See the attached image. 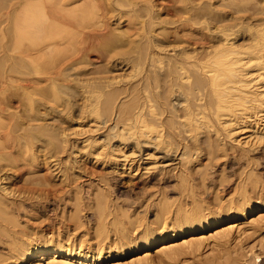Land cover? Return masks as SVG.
Here are the masks:
<instances>
[{"label": "rangeland", "instance_id": "1", "mask_svg": "<svg viewBox=\"0 0 264 264\" xmlns=\"http://www.w3.org/2000/svg\"><path fill=\"white\" fill-rule=\"evenodd\" d=\"M0 1L4 4L0 2V26H3L0 29L6 30L4 42L7 54L17 59L26 53L28 47L34 48L29 39H20L17 32L25 18L26 0ZM29 1L36 4L43 2L41 5L49 3L51 11L56 12L52 14L60 15L58 18L55 16L59 22L55 19L58 23L54 21L53 25L63 34L54 29V39L51 37L53 45L58 46L60 51L54 67L55 72H62L58 82L66 79L65 83L69 82L77 89L86 83L93 82L92 87H97L101 83L106 86L109 81L117 82L112 87L114 92L107 89L111 94L117 91L116 108L114 113L106 116L107 122L97 125L89 121L82 94L78 91V94L70 96L59 95L56 100L52 98L51 110L39 107L38 112L46 115L39 121L29 118L33 112L29 111L22 97H15L13 106L0 115V121L3 122L0 131L12 132V139L9 136L4 141L0 139L1 143L9 146L0 149V153L7 155L4 159L0 157V264H12L20 244L40 237L59 238L63 243H72L76 247L81 244L83 248L102 246L106 257H111L101 264H264V211L247 220L226 222L205 234L186 237V241L191 242L189 245H184L181 239L176 243L171 242L168 247L161 245L150 251L114 257V241L118 237L137 235L148 227L157 228L161 221H171L182 211L218 213L227 205H238L245 197H264V143L254 147L257 142L252 136L259 126V134L261 131L264 134V129L261 130L264 119L258 126L249 123L238 126L236 131H241L242 135L236 136L243 141V145H240L227 136L223 127L210 114L212 98L206 90L200 88L197 91L194 85L181 82L173 69L175 66L169 71V65L175 64L176 60H183L185 53L197 56L204 54L217 41V27L235 31L240 28L236 40L249 42L246 29L264 19V0H127L128 3L134 1L130 4L135 6L126 0H120L121 5H117L115 0H52L53 7L51 0ZM92 2L97 6L101 3V8L107 7L103 10L97 6L93 8ZM149 2L158 12L153 14V20L149 19ZM193 6L195 8L191 10ZM83 7L85 10L93 8L99 14L91 9L96 15L93 16L87 10L88 15H91L85 12L84 17ZM211 10L219 15L217 13V17L210 18L209 15L213 13ZM83 17L87 19L88 25H83ZM204 18L211 25L206 26ZM41 28L38 24L32 26L36 33ZM81 29L85 33L98 32L103 35L98 37V43L91 46L90 57L85 56L89 60L82 59L73 67L71 60L79 46L78 40L84 34ZM146 31L154 39L164 42L162 51L152 48V54L165 58L163 70L154 67L147 55H143L140 60L133 53L130 55L131 63L118 59L117 54L132 52V48L145 43ZM42 33L37 34L36 40L41 43L43 39L49 41ZM65 34L69 35V42ZM99 41L103 44H99ZM46 42L40 44L41 47ZM108 42L111 44L105 46ZM138 61H141L139 66L143 71L136 70ZM190 73L193 80L195 78L194 83L198 78L201 79L192 68ZM14 75L10 73L6 79L4 87L9 91H15L19 84L18 75H15L16 78ZM41 75L39 78L44 77V74ZM32 84L35 87L45 85L41 81ZM8 85L13 86L12 89ZM179 86L181 88L177 89ZM144 90L148 91L152 104H156L155 108L160 111L158 117L149 116L148 119H155L162 125L165 135L163 143L152 139L148 145L139 144L129 134L122 137L119 133L130 122L124 119L120 111L128 101H140ZM36 98H41L45 104L46 98L38 95ZM178 102L180 105H176ZM186 104L195 113L203 111L208 114L213 127L203 129L199 136L188 131L182 124L187 112L183 105ZM157 123L155 126H158ZM30 131L36 138L35 141L28 138V143L26 136ZM6 140L11 142L7 144ZM10 144L17 145L11 149L13 145ZM28 150H32L34 156ZM110 155L117 161L109 159ZM257 254L261 255L260 261L256 258Z\"/></svg>", "mask_w": 264, "mask_h": 264}, {"label": "bare ground", "instance_id": "2", "mask_svg": "<svg viewBox=\"0 0 264 264\" xmlns=\"http://www.w3.org/2000/svg\"><path fill=\"white\" fill-rule=\"evenodd\" d=\"M119 1L120 0H115L114 2L117 5H121ZM89 2H91V0ZM123 2H121V3H123ZM126 2L128 3L129 1L126 0ZM133 2L134 1H132V2L130 1V3H133ZM39 3L40 2H38L36 4V3L31 2V1L28 2V0H26L25 16H24L25 18L22 21V24L19 25L20 27L17 28L19 38L20 39H29V41H31L32 44L34 45V48L32 46H30L26 49V53H25L26 55L24 54V55L20 56V54L18 53L20 57L17 59L14 58L13 56L12 57L9 56L7 54V50H6V46H5V42H4L5 41L4 32L6 30L3 31V29H0V34H1L0 35V37H1L0 38L1 39L0 40V54H2L0 56V115H4L6 113V110L13 106V104L16 102L15 97L16 98L22 97L23 100H25V102H27V106L30 109V110L29 109L28 110L30 112H33L32 117H29V118L34 119L35 121L36 120L39 121V120H42L44 118V116L46 117L45 114H40L38 112L39 107L44 106V107L51 110V109H53L52 106H50V104L52 103V101H51L52 98L56 100V98H58L59 95L61 96L64 94V96L65 95L70 96L71 94H75L79 91L82 94V98H83L84 103H85V108L87 111V117L89 118V121H92L97 125H100L102 123L107 122L106 116L110 113H114V109L116 108L115 94L117 93V91H116V93H114V94L112 93L113 94L112 95L111 91L110 90L107 91V89L112 90V87L117 82L112 83L109 81L108 85H106V86L104 85L105 83L102 84L100 82L101 86L96 85L97 87H94V86L92 87L93 82L91 81L92 82L91 84L86 83L87 85L86 84H84V85L82 84L80 86L78 85L80 89L75 88V86L73 84H70L68 81H67L68 83H65L66 79L64 82H63V80L58 82L59 77H62L61 76L62 72L61 73H58L57 71L55 72L56 69L54 70V67L56 66V58H57V56H59L57 54H59L60 51L58 50L59 49L58 46L53 45L51 37L54 39V36H52V35H54L55 33L52 34V32H54V29H56L53 25L54 24L53 22L56 20H58V22H59V19H56L55 18L56 15L52 14V12L55 14H56V12H54L55 10L51 11V7L48 6L49 3L48 4L45 3L47 6L41 5L43 2H41V4H39ZM52 3L53 4H51V5L53 7L54 2L52 1ZM55 3H57V2H55ZM130 3H128V4H130ZM88 4H90V6H91V3H88ZM100 4L101 3H99L97 6V4L94 5V3L92 2V5H94L93 8H95V6H97L96 8H100V9H102V8L104 9L105 7H107L105 5V7L103 6L101 8ZM151 4L152 3L147 4L148 8L150 9V12H149L150 16L148 15L150 18L148 16L147 17L149 19L153 20V16H154L153 14L156 13V10H154L155 7ZM130 5L133 6L134 4H130ZM0 7H2V6H0ZM93 8H91V9L94 11H92L91 9L90 10L92 12H96V14L98 12V14H99V11H95V9H93ZM193 8H195V7L194 6L191 7V10ZM52 9H54V8H52ZM56 10H58V9H56ZM82 10H85V8ZM87 10L88 9L83 11V14H82L83 16H84L85 12L87 13ZM90 10H88V12H91ZM147 11H149V10H147ZM211 11L213 13L212 14L210 13L211 14V15H209L210 18L217 17L218 12H215L213 10H211ZM74 13H75V9H74ZM88 14L89 13H87V15ZM94 14L95 13H92L93 16L96 15V14L95 15ZM101 14H102V12H101ZM58 15L56 16L57 18H58ZM90 15H88V16H90ZM218 15H219V13H218ZM101 16H104V14ZM105 16H106V14H105ZM84 17H86V14ZM84 17L82 18L83 21L87 20V19L84 20ZM205 18L203 19L205 21L204 23L206 24V26H208L210 23L209 24L206 23ZM88 19L90 20V18H88ZM92 19H95V17ZM104 21H106L105 18H104ZM0 22L2 23V20ZM65 22H67V20ZM57 23H55L56 27H57V25H56ZM81 23H79V24H81ZM35 24H38L40 27H43V28L39 29L37 31V33L32 30V26ZM85 24H87L86 21L83 25H85ZM83 25H81V26H83ZM1 26H0V28L3 27V26L2 27ZM106 26L107 25H105V27ZM69 28H70V26H69ZM69 28H68V30H69ZM76 28L78 29V28H80V26L79 27L76 26ZM83 29H81V31ZM88 29H90V28H88ZM246 30H247L246 32L249 33V42L243 43V42H239L236 40L238 33L241 31L240 28H239V30L235 31L232 28H227V27L219 28V27H217V30L215 32V35L217 36V41L212 46H210L204 54H202L201 56H197L196 54L192 55V54H186L185 53V58H182L183 60H176L175 64L173 63V65H172V63H171L169 65V69H170L169 71H172V68H173L172 66H175V68H173V69H175V71H176L175 74H177V77H178V79H180L181 82H183L184 84L189 85V86L194 85L193 88L196 90L197 89L199 90L200 88H203L206 90V93L212 98V105H210V106H212V108H211L212 111L210 114H212L214 120H216L219 123V125H221L223 127V130L226 132L227 136L231 140H234L235 142L237 141L238 143H240V145L243 143V141L241 139L238 140V138L236 136L237 134H241V131L239 133L236 131L238 126H241V124H247V123L254 124V125L258 126L260 121L264 119V115H262V114H264V19H261V20L257 21L256 23L254 22V25H249ZM15 31H16V29H15ZM56 31H61V30L58 28V29H56ZM42 32H44V33H42ZM64 32H65V29H64ZM85 32L82 31L81 33H84V34L82 35V37H81V35L79 36L82 39H80V38H79V40L77 39L79 42V46H78V44H75L76 46H78V47H76V50H75L76 54L74 55L71 53L72 56L73 55L75 56L71 60V66H73V67L77 66L79 61L80 62L83 61L82 59L88 58V57L85 58V56H89V54L91 53V52H89V50H92V49H90V48H92L91 46L94 43H98V37L100 35H103V33L101 34L98 32H95V33H93V32L92 33L91 32L85 33ZM41 33L45 34L46 37L49 38V41H47V42H46V40L44 41V39H43V42H46V45H44L43 47H41V45H40L43 42L41 43L39 41L40 42L39 43L38 40H36L37 34L39 35ZM61 33L63 34L62 31H61ZM65 33L67 34V32H65ZM62 34H61V36H62ZM45 35H44V37H45ZM68 36L69 35H66L67 38H68ZM77 36L78 35H76V37ZM65 38H63V39H65ZM144 38L146 39L145 43L139 44V45L135 46L134 48H132L131 49L132 52H128L125 54H119V55L117 54L118 59L123 60L124 63H131L132 57H130V55H132L133 53L137 54L138 58H140V60H141L143 55L145 57L147 55L148 56L147 59L148 60L151 59V61H153L154 67H156L158 69H162L165 66V58L157 57V55L152 54V48L155 47V48L161 49V51H162V49H164L162 46V45H164V42L161 39H154L152 34H148L147 31L145 32ZM69 40L70 39L68 38L67 41L69 42ZM72 40H73V38H72ZM118 40H119V38H118ZM65 42H66V39H65ZM111 42H113V41H111ZM73 44H74V42H73ZM99 44H103V43H101L99 41ZM99 44H98V46H99ZM105 44H106L105 46H107V44L110 45L111 43L108 42ZM113 44H112V46H113ZM95 45H97V44H95ZM96 48L97 47L93 48V50ZM104 48H106V47H104ZM108 48H110V47H108ZM71 49H72V47H71ZM43 51H44V53H42ZM96 51H95V53H97ZM111 51H115V50L112 49ZM158 51H160V50H158ZM14 54L16 55V53H14ZM114 57H115V55H114ZM111 58H113V57H111ZM58 60H60V58L57 59V61ZM88 60H89V58H88ZM87 61H85V62H87ZM143 61H144V59H143ZM82 63H84V62H82ZM141 64H142L141 61L138 64H136V66H135L136 70L140 71L142 69L139 66ZM191 68L193 70H195L198 77L199 76L201 77V79H200L196 76L199 80H196L195 83H194L195 78L193 80V78H192L193 76H191L192 73H190ZM141 71H143V70H141ZM10 73H11V76H12V73H14L15 75H18L16 77L19 80L18 81L19 84L17 85V89L15 91H13V90L9 91L8 88L4 87L6 85L5 83H7L6 79L8 78V74H10ZM78 73H80V72H78ZM37 74H38V77H36ZM39 74H40V76H42L41 74H44V77L39 78ZM15 75H14V77H15ZM33 76H35V78ZM31 77H33V78H31ZM149 79H150V77H149ZM40 81L44 82L45 85L42 84L43 86H36V87L33 86V85H35V84H32L33 82H40ZM96 84H98V83L96 82ZM106 84H107V82H106ZM102 85H104V86H102ZM12 87L13 86H11L10 88L12 89ZM30 88H33L34 90H30ZM114 88H116V87H114ZM180 88H181L180 86L177 87V89H180ZM146 90H144L143 94L141 95L140 101L135 100L136 102H133L130 100L131 102L128 101V103L125 101L127 104L124 103L125 108L122 111H120V114L124 116L125 120H128L130 122L127 123L126 126H123V128L121 129V132H119V133L122 135V137L125 134H129L130 137L137 140L139 144L145 143L148 145L149 143H151L150 141L152 139H155L157 143H163V138L165 137V135H164V132L162 129V125L160 123H157L155 119H152V120L148 119L149 116L154 117V118L158 117L160 111L157 110V108H155L156 107L155 103H154L155 105L152 104V99L150 98L149 94L147 93L148 91H146ZM109 91H110V94H109ZM149 92H150V89H149ZM37 95L44 97V99L46 98V101H48V102H46V101H44V102H45V104H48V105H45L44 103H42V101L40 100L41 98L40 99L36 98ZM61 97H63V96H61ZM44 99L42 98V100H44ZM74 99L75 98H73V101H74ZM138 99L139 98H137V100ZM181 100H183V98H181ZM157 105H158V103H157ZM176 105H180V102L176 103ZM65 106H66V103H65ZM83 106H84V104H83ZM183 106L185 108H187V112L185 114L186 115L185 118L184 119L181 118V119H183L182 120L183 126L186 129H188V131H191L195 135L199 136V134L201 133V131L203 129H211L213 127L212 120L208 117V114L206 115V113H202L203 111L195 113L194 111L189 110V108H188L189 106L187 104L183 105ZM17 108H18V106H17ZM20 116H22V114ZM12 117H11V119H12ZM17 118H19V117L17 116ZM156 123L158 124V126H155ZM41 125H42V123H41ZM2 126H3V122L0 121V129L1 130H2ZM43 126H41V127H43ZM44 128H45V126H44ZM259 128H260V126L252 134V136L256 139V142H257L254 144V147L258 143L259 144L264 143V134H261L262 131L259 134V132H258ZM263 129H264V126L261 130H263ZM5 130H7V129H5ZM11 133H12L11 131H3V132L0 131V139L5 140L8 136L10 139H12L10 137ZM41 135H42V133H41ZM46 136H47V133H46ZM26 137H27V141H28V138L29 139L32 138V140L35 141L36 135L34 133H31V131H30V133H28V135ZM51 138H53V137H51ZM32 140H30V141H32ZM19 141H18V143H19ZM27 141L25 142V144L27 143ZM249 142H246V144H248ZM9 143L7 141V144H9ZM13 143H14V141H13ZM21 143H23V142H21ZM28 143H29V141H28ZM10 145H13V144H10ZM15 145H17V144H15ZM15 145L10 146L11 149H14ZM30 145H31V143H30ZM94 146H95V144H94ZM6 147H9V146L3 142L2 143L0 142V149L1 148L6 149ZM91 147H92V145H91ZM89 148H90V145H89ZM28 153L31 156H34L32 150H28ZM6 156L7 155H5V153H2V152L0 153V157H2L3 159ZM110 158H112V160H114V161H117V159L114 158L113 155H110L109 159ZM14 160L15 159H13L12 162H14ZM263 211H264V197H258L256 199L245 197L241 200V202L238 205H235V206L227 205V206L223 207V209L218 213H214L211 211L205 212L204 210H199V211L197 210V211H194L192 213H190V212L188 213V211L187 212L182 211L181 213H179V211H178L177 213H179V214H177L175 216V219H173L171 221L163 220L160 222V225L157 228H149L148 227L145 230L138 233L137 235H126L125 234L123 237H118L114 241V247L116 250V253H115L116 255L114 257L118 258L124 254L139 252V251H143V250L144 251H147V250L150 251L152 249H156V248L160 247L161 245L168 247V244H170L171 242L176 243L177 241H179L181 239L184 240L183 241L184 245H189V244H191V242L186 241V237H189V236L192 237L198 233L205 234L209 231H212V230L218 228L220 225H222L226 222L236 223V222H240L243 220H247L248 217L256 215L257 213H261ZM122 227H124V226H122ZM122 227H120V228H122ZM104 232H102V233H104ZM106 237H108V236H106ZM58 239H52V238L41 239V237H40V238L24 241L22 244H20V246L18 248H16L17 254H15L14 261L12 262V264H101V262L103 260L111 257L110 255L109 256L107 255V257H106V253L104 252V249L102 246H97L95 248L94 247L85 248V246H84V248H85L84 249L82 247V244L79 247H76L72 243L66 244V243H63L62 240H58ZM109 247H111V246H109ZM260 256L261 255H259V254L256 255V258L258 259V261L261 260ZM145 260H148V259H145Z\"/></svg>", "mask_w": 264, "mask_h": 264}]
</instances>
